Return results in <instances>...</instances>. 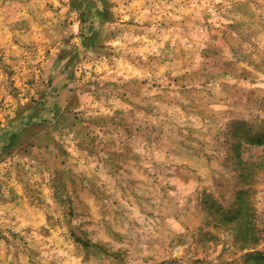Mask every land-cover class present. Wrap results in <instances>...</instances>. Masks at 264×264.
<instances>
[{"label":"rangeland","instance_id":"rangeland-1","mask_svg":"<svg viewBox=\"0 0 264 264\" xmlns=\"http://www.w3.org/2000/svg\"><path fill=\"white\" fill-rule=\"evenodd\" d=\"M0 264H264V0H0Z\"/></svg>","mask_w":264,"mask_h":264}]
</instances>
